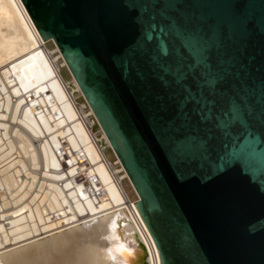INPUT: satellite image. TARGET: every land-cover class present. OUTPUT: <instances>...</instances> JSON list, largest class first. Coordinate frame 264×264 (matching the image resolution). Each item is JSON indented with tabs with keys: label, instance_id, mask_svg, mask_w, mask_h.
I'll return each instance as SVG.
<instances>
[{
	"label": "water",
	"instance_id": "obj_1",
	"mask_svg": "<svg viewBox=\"0 0 264 264\" xmlns=\"http://www.w3.org/2000/svg\"><path fill=\"white\" fill-rule=\"evenodd\" d=\"M20 1L0 264H264V0Z\"/></svg>",
	"mask_w": 264,
	"mask_h": 264
},
{
	"label": "bare ground",
	"instance_id": "obj_2",
	"mask_svg": "<svg viewBox=\"0 0 264 264\" xmlns=\"http://www.w3.org/2000/svg\"><path fill=\"white\" fill-rule=\"evenodd\" d=\"M44 46L20 0H0V69Z\"/></svg>",
	"mask_w": 264,
	"mask_h": 264
},
{
	"label": "snow or ice",
	"instance_id": "obj_3",
	"mask_svg": "<svg viewBox=\"0 0 264 264\" xmlns=\"http://www.w3.org/2000/svg\"><path fill=\"white\" fill-rule=\"evenodd\" d=\"M120 247H122V246H120ZM117 250H119V249H117ZM110 251H111V250H110ZM112 259L115 260V257H112Z\"/></svg>",
	"mask_w": 264,
	"mask_h": 264
}]
</instances>
